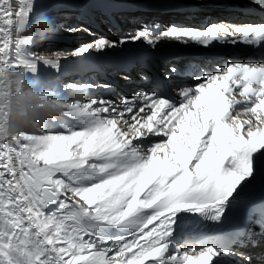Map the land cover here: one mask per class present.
I'll list each match as a JSON object with an SVG mask.
<instances>
[{
  "label": "snow or ice",
  "instance_id": "obj_1",
  "mask_svg": "<svg viewBox=\"0 0 264 264\" xmlns=\"http://www.w3.org/2000/svg\"><path fill=\"white\" fill-rule=\"evenodd\" d=\"M37 2L0 0V82L44 89L41 65L60 70L58 57L28 51L43 17L33 19ZM240 2L264 21V0ZM158 30L101 37L73 55L165 39L264 53V22ZM188 79L178 103L155 92L91 98L97 85L67 84L89 98L56 101L66 119L51 120L64 131L45 122L9 135L0 123V264H252L245 249L264 242V197L245 194L264 178V62L196 65ZM242 202L259 215V232L245 212L224 234ZM186 229L197 235L182 240Z\"/></svg>",
  "mask_w": 264,
  "mask_h": 264
},
{
  "label": "bare ground",
  "instance_id": "obj_2",
  "mask_svg": "<svg viewBox=\"0 0 264 264\" xmlns=\"http://www.w3.org/2000/svg\"><path fill=\"white\" fill-rule=\"evenodd\" d=\"M185 2V0H182ZM190 6L194 7L193 16L184 15V17L177 13L172 14H122L115 6L125 4H154L157 6L166 5L164 0H38L36 12L33 14V19L36 16H43L40 21L32 25L31 31L38 33L39 38H34V44L28 49L30 52L42 54L49 59L59 58L60 70L57 72L54 69L41 65V76L44 83V89L41 93H31V90H26L27 95L25 99L19 98L18 87L21 84V78L10 77L0 82V123H3L8 131L9 119L16 121V116L19 112L26 109L29 110L27 118H32L36 125H43L46 121L52 123L53 118L56 117L57 121H63L66 118L60 113L55 116L54 109L59 108L55 101L51 98L55 97L57 100L62 99L66 102H72L76 99H88L89 97H81L77 92L71 89H65L67 84H95L97 87L94 89L91 98L104 97L107 99H118L120 97H132L138 93H151L152 90L145 83H137L140 77L132 72L127 76H123V64L120 62L125 61L126 58L138 57L139 62L143 61L144 56L151 51L157 49L162 50H180L181 48H190L198 46L193 43L187 45L174 40H162L155 48L146 44L143 41L127 42L118 46L116 49L107 50L106 54H100L92 51L91 54H84V56H75L73 52L89 43L94 42L101 37L108 40H120L123 37L136 35L139 31L152 25L155 28L159 25L160 30L165 26L159 23L164 22H184V26L189 28H199V23H220L225 21L224 17H220L215 9H212L210 3L199 2L196 0H187ZM86 15L88 17H86ZM186 16V17H185ZM45 18L49 21L46 23ZM212 19H215L213 21ZM211 20V21H210ZM110 21V22H109ZM87 23V24H85ZM56 24H61L59 31L60 38L44 37L43 31H47L54 27ZM116 24V25H115ZM41 35V36H40ZM195 49H200L198 46ZM188 63H185L187 65ZM202 65L200 62H194L187 65V71L193 66ZM208 69H214L216 66H206ZM137 79V80H136ZM33 87L41 89L35 81ZM192 81L184 82L191 83ZM182 83V85L184 84ZM107 84L109 87L105 89L103 86ZM31 85V84H30ZM180 87V84H178ZM34 91V90H33ZM32 91V92H33ZM180 91V89H179ZM36 97L32 99L31 96ZM51 96V98H50ZM179 97V92H178ZM180 99V97H179ZM46 101L50 105L46 107L37 104V101ZM25 110V111H26ZM24 111V112H25ZM39 113L43 116L40 119ZM27 114V113H26ZM20 116V115H19ZM74 123V121H69ZM35 125V126H36ZM63 123H57L54 126L45 124L48 131H64ZM34 128V127H33ZM32 128L31 132L36 131ZM31 130V129H30ZM17 132V130H16ZM264 195V178L259 180L245 194L248 195ZM234 206L231 219L226 221L222 226L224 234L235 223L232 219L234 215ZM215 228V225H210ZM257 233L259 226H255ZM197 235L195 232L185 230L182 240L190 239L192 236ZM183 251V244L177 245ZM252 255V264H264V242L254 248L245 249ZM237 260L242 257L237 256Z\"/></svg>",
  "mask_w": 264,
  "mask_h": 264
},
{
  "label": "rangeland",
  "instance_id": "obj_3",
  "mask_svg": "<svg viewBox=\"0 0 264 264\" xmlns=\"http://www.w3.org/2000/svg\"><path fill=\"white\" fill-rule=\"evenodd\" d=\"M86 17H88L87 15H86ZM61 27V24H56L54 27H52L51 29H49V30H45V31H43V33H41V35L42 34H44V37H46V38H48V37H55V38H60L61 37V35H59V31H57V28H60ZM33 33H34V35H35V38H39L38 37V33H36V32H33V31H31L30 32V35H33ZM26 35H27V33H26ZM40 35V36H41ZM31 84V85H30ZM34 85V83H32V82H30V81H28V80H21V84H20V86L18 87V93H19V98L20 99H25L26 98V95H27V92H26V90H31L30 92L31 93H37V94H39V93H41V91H42V89H39V88H37V89H35L34 87H33V85ZM34 90V91H33ZM33 91V92H32ZM31 96V95H30ZM31 98L34 100V99H36V97H33V96H31ZM50 98H51V96H50ZM51 100L52 101H57V99L55 98V97H52L51 98ZM37 104H41V105H44V106H46V107H49L50 105L47 103V100L46 101H37ZM26 109H24V110H22V111H20V119L22 118V121H20V120H18L19 122H21L22 124H24L26 127L24 128V131H29V132H31L32 131V128L36 125L35 124V122L33 121V119L32 118H30V120H29V118H27V115H28V113H29V110H26ZM25 111V112H24ZM27 113V114H26ZM36 116L38 115V117L40 118V119H43V116H41V115H39V113H34ZM46 124H48V126L49 125H51V126H54L53 125V123H49V122H47L46 121ZM31 129V130H30ZM63 129H65V126H63ZM19 131H22V130H17V132H19ZM16 132V133H17Z\"/></svg>",
  "mask_w": 264,
  "mask_h": 264
},
{
  "label": "clouds",
  "instance_id": "obj_4",
  "mask_svg": "<svg viewBox=\"0 0 264 264\" xmlns=\"http://www.w3.org/2000/svg\"><path fill=\"white\" fill-rule=\"evenodd\" d=\"M45 21L46 23H48L49 21L47 20V18H45ZM33 38H35V35L33 33ZM54 113H55V116H57L59 113H60V108H56L54 109ZM26 126L24 124H22L21 122L19 121H12L11 118L9 119V127H8V131L7 133L9 135H12V134H15L16 133V130H24Z\"/></svg>",
  "mask_w": 264,
  "mask_h": 264
}]
</instances>
